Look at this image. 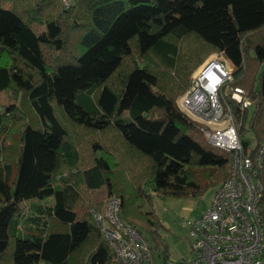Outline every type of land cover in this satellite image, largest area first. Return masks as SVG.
<instances>
[{"label": "trees", "instance_id": "16d2710c", "mask_svg": "<svg viewBox=\"0 0 264 264\" xmlns=\"http://www.w3.org/2000/svg\"><path fill=\"white\" fill-rule=\"evenodd\" d=\"M212 52L252 100L225 96L254 156L264 0H0V264H116L90 213L100 190L165 262L152 196L197 198L228 177V152L175 101ZM260 180L264 205V160Z\"/></svg>", "mask_w": 264, "mask_h": 264}, {"label": "built area", "instance_id": "2783aa9c", "mask_svg": "<svg viewBox=\"0 0 264 264\" xmlns=\"http://www.w3.org/2000/svg\"><path fill=\"white\" fill-rule=\"evenodd\" d=\"M69 8L73 0H60ZM234 66L221 53L211 55L193 73L176 106L201 126L205 140L229 154V172L216 187L207 209L186 221L189 257L160 262L146 236L120 217V200L109 196L90 213L116 264H264V205L260 175L264 143L255 155L244 154L237 124L225 96L241 109L251 106L240 87L223 91L233 81Z\"/></svg>", "mask_w": 264, "mask_h": 264}, {"label": "rangeland", "instance_id": "374dc122", "mask_svg": "<svg viewBox=\"0 0 264 264\" xmlns=\"http://www.w3.org/2000/svg\"><path fill=\"white\" fill-rule=\"evenodd\" d=\"M6 6L8 7V5ZM214 54L217 53L212 52L208 56H206V58L192 71L190 80L193 73H195L198 67L203 64L211 55ZM226 61L229 62L227 59ZM234 72L235 71L232 69L233 81L228 84V87L224 86L223 91L227 92L229 90V86L240 87L232 85L236 81V75ZM184 93L180 94L176 98V103L177 99ZM245 97L248 98L246 95ZM248 100H250L251 104H253L250 98H248ZM218 185L219 184H216L214 187L208 188L201 196L197 198L180 199L171 197L160 198L156 195L152 196L153 211L159 218L161 223L164 225V229H162L161 233L163 235L164 242L169 248V257L171 259L178 261L180 259L189 257L186 221L196 218L207 209L213 197L214 191ZM146 190L149 191L150 187L147 186ZM90 196L96 202L98 200L101 201V204H103V202L108 198L103 190L91 192ZM155 263L158 264V260H155Z\"/></svg>", "mask_w": 264, "mask_h": 264}]
</instances>
